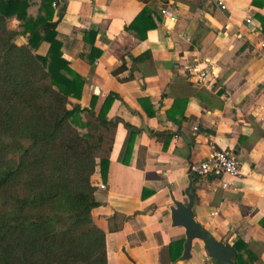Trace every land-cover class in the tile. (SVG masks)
<instances>
[{"label": "crops", "instance_id": "crops-1", "mask_svg": "<svg viewBox=\"0 0 264 264\" xmlns=\"http://www.w3.org/2000/svg\"><path fill=\"white\" fill-rule=\"evenodd\" d=\"M252 1L60 0L52 6L63 58L85 81L81 99L73 102L83 108L96 96L98 113L109 93L120 98L108 113L121 121L106 180L98 168L91 177L97 202L92 219L105 234L107 264H216L199 240L193 241L188 260H170V244L185 241L184 229L172 226L171 208L187 200L188 188L194 191V219L202 229L230 247L242 240L256 257L253 264H264V52L253 48L264 41L257 19H264V7ZM144 8L156 27L140 40L136 35L142 36L147 22L135 28L132 23ZM163 10H171L175 20L164 17ZM46 49L43 45L40 54ZM91 49L98 58H81ZM138 57L145 59L133 64ZM123 62L127 70L114 75ZM201 62L211 64L209 85L188 79L187 70ZM131 73L134 79L120 80ZM144 99L154 111L151 118L140 104ZM175 101L187 102L181 125L167 116ZM171 113L178 119L182 110ZM131 132L136 134L133 152L124 165ZM164 134L172 135L165 150ZM141 145L145 156L138 168ZM211 147L240 164L242 176L228 190L216 179L192 174Z\"/></svg>", "mask_w": 264, "mask_h": 264}, {"label": "trees", "instance_id": "trees-1", "mask_svg": "<svg viewBox=\"0 0 264 264\" xmlns=\"http://www.w3.org/2000/svg\"><path fill=\"white\" fill-rule=\"evenodd\" d=\"M59 1L0 0V264H107L105 234L92 219L97 202L91 177L98 168L106 180L121 121L108 113L120 98L109 93L98 113L96 96L83 108L73 102L81 99L85 81L63 58L52 8ZM137 1L148 5L153 0ZM252 3L264 7L262 0ZM257 19L264 33V19L259 15ZM143 20L147 22L143 34L136 35L140 40L156 27L144 8L133 28ZM43 45L47 49L40 54ZM98 57L94 49L88 57L81 56L89 62ZM143 59L134 58L133 64ZM126 70L123 62L113 74ZM132 79L131 73L120 80ZM140 104L147 117L154 116L147 108L148 99ZM186 105V101L173 102L168 118L181 125ZM179 108L182 113L175 119L171 112ZM135 137V132L129 134L124 165L129 163ZM164 137L165 150L172 135ZM144 156L141 145L138 168ZM260 223L264 228V221ZM207 238L212 239L208 234ZM184 243L170 244L172 262L181 258ZM232 248L235 264L256 261L242 240Z\"/></svg>", "mask_w": 264, "mask_h": 264}, {"label": "built area", "instance_id": "built-area-1", "mask_svg": "<svg viewBox=\"0 0 264 264\" xmlns=\"http://www.w3.org/2000/svg\"><path fill=\"white\" fill-rule=\"evenodd\" d=\"M53 8L57 7L56 3L52 4ZM219 6L222 10L225 6L222 2H219ZM162 15L168 18L170 21L175 20V15L171 10H163ZM247 24H251L252 20H246ZM261 30V27H260ZM253 48L264 52V41H259L253 44ZM209 62L196 63L187 70L189 80H193L199 84H210L209 75L211 74ZM196 130V128L194 129ZM192 174L197 178H212L219 182V188L222 190H228L232 186V181L239 179L241 174V168L239 162L229 153L220 149L211 147L209 157L192 167ZM100 189L104 188L103 184L97 185ZM216 214V213H212Z\"/></svg>", "mask_w": 264, "mask_h": 264}, {"label": "water", "instance_id": "water-1", "mask_svg": "<svg viewBox=\"0 0 264 264\" xmlns=\"http://www.w3.org/2000/svg\"><path fill=\"white\" fill-rule=\"evenodd\" d=\"M166 2L167 0H161ZM147 132V128H141ZM193 194L194 191L190 188L186 189L184 195L186 201H175L174 207L171 208V221L173 227H181L185 233V243L183 245V254L180 260H188L190 258V251L193 241H202L206 249V254L213 259L216 264H235V252L232 247L226 245L224 242H217L213 239L207 238V233L195 221L193 213Z\"/></svg>", "mask_w": 264, "mask_h": 264}]
</instances>
